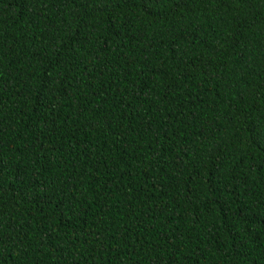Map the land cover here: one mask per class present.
<instances>
[{
  "label": "trees",
  "instance_id": "16d2710c",
  "mask_svg": "<svg viewBox=\"0 0 264 264\" xmlns=\"http://www.w3.org/2000/svg\"><path fill=\"white\" fill-rule=\"evenodd\" d=\"M0 264H264V0H0Z\"/></svg>",
  "mask_w": 264,
  "mask_h": 264
}]
</instances>
